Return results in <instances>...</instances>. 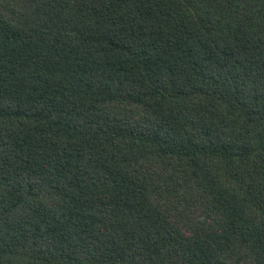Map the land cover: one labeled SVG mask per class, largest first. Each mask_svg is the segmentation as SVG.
<instances>
[{
	"label": "trees",
	"instance_id": "1",
	"mask_svg": "<svg viewBox=\"0 0 264 264\" xmlns=\"http://www.w3.org/2000/svg\"><path fill=\"white\" fill-rule=\"evenodd\" d=\"M0 264H264V0H0Z\"/></svg>",
	"mask_w": 264,
	"mask_h": 264
}]
</instances>
